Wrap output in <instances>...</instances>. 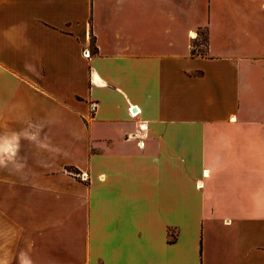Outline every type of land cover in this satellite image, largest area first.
<instances>
[{"label": "crops", "instance_id": "crops-1", "mask_svg": "<svg viewBox=\"0 0 264 264\" xmlns=\"http://www.w3.org/2000/svg\"><path fill=\"white\" fill-rule=\"evenodd\" d=\"M0 264H264V0H0Z\"/></svg>", "mask_w": 264, "mask_h": 264}, {"label": "built area", "instance_id": "built-area-1", "mask_svg": "<svg viewBox=\"0 0 264 264\" xmlns=\"http://www.w3.org/2000/svg\"><path fill=\"white\" fill-rule=\"evenodd\" d=\"M196 36H197V34L195 33V37ZM91 54L92 53L89 50L84 51V57H86V58H89L91 56ZM90 107H91V110L94 111L96 108V104L91 103ZM127 112H128V115L131 119L137 118L140 114V111L137 110V108L134 106L128 107ZM127 138L135 141L136 145L140 149H143L145 147V141L148 138L146 123L138 122L136 130L134 132H132ZM78 178L81 181L86 182L88 180V175L86 173H81L78 175Z\"/></svg>", "mask_w": 264, "mask_h": 264}, {"label": "rangeland", "instance_id": "rangeland-1", "mask_svg": "<svg viewBox=\"0 0 264 264\" xmlns=\"http://www.w3.org/2000/svg\"><path fill=\"white\" fill-rule=\"evenodd\" d=\"M197 36L195 38H190L192 40V50L195 54V51L199 49V52L202 51V47L201 45L205 44V34L203 31H200L198 33H196ZM201 47V48H200Z\"/></svg>", "mask_w": 264, "mask_h": 264}, {"label": "trees", "instance_id": "trees-1", "mask_svg": "<svg viewBox=\"0 0 264 264\" xmlns=\"http://www.w3.org/2000/svg\"><path fill=\"white\" fill-rule=\"evenodd\" d=\"M191 52H192V54H194L193 50Z\"/></svg>", "mask_w": 264, "mask_h": 264}, {"label": "bare ground", "instance_id": "bare-ground-1", "mask_svg": "<svg viewBox=\"0 0 264 264\" xmlns=\"http://www.w3.org/2000/svg\"><path fill=\"white\" fill-rule=\"evenodd\" d=\"M192 36H195V34H194V35H192Z\"/></svg>", "mask_w": 264, "mask_h": 264}]
</instances>
